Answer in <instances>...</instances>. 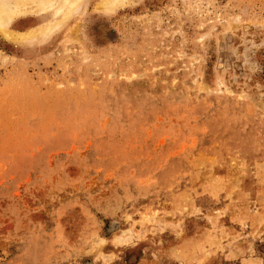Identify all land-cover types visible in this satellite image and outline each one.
Instances as JSON below:
<instances>
[{
	"label": "rangeland",
	"instance_id": "1",
	"mask_svg": "<svg viewBox=\"0 0 264 264\" xmlns=\"http://www.w3.org/2000/svg\"><path fill=\"white\" fill-rule=\"evenodd\" d=\"M0 264H264V0H0Z\"/></svg>",
	"mask_w": 264,
	"mask_h": 264
},
{
	"label": "bare ground",
	"instance_id": "2",
	"mask_svg": "<svg viewBox=\"0 0 264 264\" xmlns=\"http://www.w3.org/2000/svg\"><path fill=\"white\" fill-rule=\"evenodd\" d=\"M11 3V2H10ZM8 9V8H7ZM7 14V13H6Z\"/></svg>",
	"mask_w": 264,
	"mask_h": 264
}]
</instances>
